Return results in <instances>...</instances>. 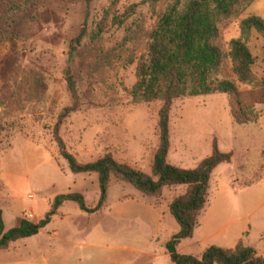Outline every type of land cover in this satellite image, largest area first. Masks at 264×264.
<instances>
[{
    "label": "rangeland",
    "instance_id": "374dc122",
    "mask_svg": "<svg viewBox=\"0 0 264 264\" xmlns=\"http://www.w3.org/2000/svg\"><path fill=\"white\" fill-rule=\"evenodd\" d=\"M176 0H0V212L3 232L20 219L39 221L54 196L79 193L86 207L97 199L93 173H69L53 141L79 163L109 153L118 163L149 175L157 146L159 100L134 103L135 63L148 33ZM183 0H179L182 3ZM254 16L264 23V0H252L218 23L221 53L212 82L228 80L245 98L253 89L230 70L229 42L241 39L239 23ZM103 20L102 30L94 34ZM81 34L78 45L69 43ZM251 73L264 82V38L244 41ZM74 83L75 110L66 78ZM254 119L233 123L224 94L184 95L171 101L165 162L192 169L215 142L228 163L211 172L203 209L190 238L176 253L198 257L204 248L237 242L264 259V105ZM185 186L142 195L109 177L99 211L86 214L65 201L50 221L28 238L0 251V264H171L164 245L177 232L168 212Z\"/></svg>",
    "mask_w": 264,
    "mask_h": 264
},
{
    "label": "trees",
    "instance_id": "16d2710c",
    "mask_svg": "<svg viewBox=\"0 0 264 264\" xmlns=\"http://www.w3.org/2000/svg\"><path fill=\"white\" fill-rule=\"evenodd\" d=\"M25 1V0H24ZM252 0H179L174 1L158 17L148 33L145 53L138 57L134 67L135 81L130 88L134 103H150L159 100L157 110V146L153 153L149 175L134 170L124 163L116 162L109 153L87 163H79L63 147L53 129V141L60 157L66 163L69 173H93L97 182V199L93 207L85 206L79 193L60 194L53 197L49 209L36 223L20 219L17 224L3 232L0 212V251L10 243L35 235L43 228L65 201L73 202L86 214L100 210L109 177L128 184L148 197H157L162 187L185 186L184 192L172 199L167 207L177 232L165 243L164 249L171 264H264L250 247L237 242L225 249L208 246L198 257L177 254L175 249L183 239L190 238L196 226V218L203 209L207 185L212 170L221 163H228L230 155L219 152L212 141L209 155L201 159L192 169H181L165 162L168 150V114L171 101L188 95H207L212 92L224 94L227 98L229 115L236 125H243L254 119L253 105H264V82L256 81L251 73L252 57L244 41L251 32L264 38V23L258 17L250 16L239 23L241 39L229 42L228 58L230 70L239 83L251 86L248 98L239 92L228 80L212 82L211 76L218 70L221 53L215 41L219 22L234 16ZM102 22L95 25L94 34L102 30ZM78 34L69 43L72 51L79 43ZM66 86L72 104L58 115V121L75 110L76 94L74 83L66 78Z\"/></svg>",
    "mask_w": 264,
    "mask_h": 264
}]
</instances>
